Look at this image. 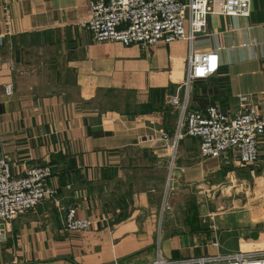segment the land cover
<instances>
[{"label":"crops","instance_id":"obj_1","mask_svg":"<svg viewBox=\"0 0 264 264\" xmlns=\"http://www.w3.org/2000/svg\"><path fill=\"white\" fill-rule=\"evenodd\" d=\"M93 1L0 0V158L15 178L50 166L48 184L60 193L56 202L44 201L13 221L0 244V264H110L142 251L156 243L155 216L170 183L187 198L177 230L188 235V250L201 251L200 257L263 251L264 136L250 199L235 189V182L245 187L250 178L233 153L205 159L195 138L172 150L179 108L170 100L187 99L190 111L218 106L235 117L245 98L264 116V0H250L249 17L223 16L216 6L193 44L152 47L96 43L83 26ZM211 51L219 54L218 72L186 88L191 53ZM40 68L41 79L19 84ZM70 209L92 228L67 232ZM173 238L164 241L168 256L181 251ZM223 247L231 252L221 254ZM212 249L218 253L209 254ZM155 259L148 256L146 264Z\"/></svg>","mask_w":264,"mask_h":264},{"label":"built area","instance_id":"obj_2","mask_svg":"<svg viewBox=\"0 0 264 264\" xmlns=\"http://www.w3.org/2000/svg\"><path fill=\"white\" fill-rule=\"evenodd\" d=\"M216 6L217 13L223 16L251 15L250 0H96L91 3V17L83 26L93 34L96 43L144 47L174 41L193 44L206 32L209 16L215 13ZM1 46L3 38L0 36ZM219 67L217 51L192 52L186 88L196 80L211 78ZM13 93L12 83L4 87L6 96ZM170 101L179 108L173 149L179 141L195 138L200 141L201 156L205 159L233 153L240 167L250 168L258 162L264 116L246 105L247 99H242L244 105L235 117H229L218 106H210L202 112L190 111L187 99L182 103L178 96ZM161 138L170 141L167 133ZM52 175L50 166H42L15 178L9 161L0 158V244L8 240L12 223L20 215L35 211L44 201L58 200L59 190L48 184ZM93 225L88 218L78 217L75 209L68 210L64 220V229L69 233L86 232ZM148 264H264V250L176 261L165 259L159 247L155 261Z\"/></svg>","mask_w":264,"mask_h":264},{"label":"rangeland","instance_id":"obj_3","mask_svg":"<svg viewBox=\"0 0 264 264\" xmlns=\"http://www.w3.org/2000/svg\"><path fill=\"white\" fill-rule=\"evenodd\" d=\"M15 54V52H14ZM14 56V55H13ZM33 62H34V67H38L40 64H37L39 62V60L35 57V55H33ZM26 66V67H25ZM41 66V65H40ZM23 68H28L27 65H22ZM32 68V67H30ZM43 70V68L37 69L35 72L31 73L29 72V75H22V77L19 79V84H21L24 87L29 86L30 84H32L33 80H38L41 79V71ZM174 150V149H172ZM249 170L245 169V174L247 175L248 178H250V182L248 184H246L245 187H241L239 182H235V185L237 187H235V189L241 190L244 193L241 195H244L246 192L249 193V197L250 199L253 198L255 196V194L257 193L256 189L254 190V183L252 178L253 176V170L252 167L247 168ZM252 177V178H251ZM169 183V181H168ZM167 183V184H168ZM233 183H231L229 181L228 186L232 185ZM170 190L167 191V193L164 194V200L162 201V208L160 210V213L157 212L156 216H155V221H156V243L152 246H149L147 248H145L144 250H140V251H131L130 254L126 255L125 258H119V260L114 261L110 264H146L147 263V258L150 255H154L156 254V251L158 250V248L160 247V241H161V245L163 248V256L164 257H172L175 259H181V258H185L188 256H196V257H200L201 255H203V253L201 251H190L188 249H190V240L188 238L187 234H184L182 231L177 230V224L180 227L181 225H183V220L186 217V210H184L183 208H185V203L187 201V198L181 194L182 192H178V190L173 191L171 190V183L169 185ZM169 192V193H168ZM259 197V196H258ZM255 203V201H253ZM258 202V201H257ZM161 203V202H159ZM256 204V203H255ZM258 204V203H257ZM160 205V204H159ZM211 207H216V203H211L210 204ZM221 205V202L218 204ZM222 206V205H221ZM227 207V206H225ZM147 217V216H146ZM148 217H151V214H148ZM179 233V234H178ZM174 237V238H173ZM169 238H178L180 240V243L182 246H180L181 251H176L175 253H171L168 256V254L166 253V248L164 245V241H166V239ZM176 242V241H174ZM216 244V243H215ZM214 247H216L214 245ZM128 249L126 250H130L133 248V246H128ZM183 249V250H182ZM185 249V250H184ZM207 249V248H206ZM125 251V250H124ZM221 254H227L230 253L231 251L225 247L221 248ZM122 252V248L118 249V253L120 254ZM216 254L218 253L216 249H212V251L209 252V254Z\"/></svg>","mask_w":264,"mask_h":264},{"label":"trees","instance_id":"obj_4","mask_svg":"<svg viewBox=\"0 0 264 264\" xmlns=\"http://www.w3.org/2000/svg\"><path fill=\"white\" fill-rule=\"evenodd\" d=\"M175 132H176V129H175V131H174V134H175Z\"/></svg>","mask_w":264,"mask_h":264}]
</instances>
